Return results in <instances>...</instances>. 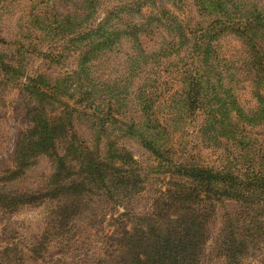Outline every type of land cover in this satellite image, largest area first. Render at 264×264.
Listing matches in <instances>:
<instances>
[{
	"label": "rangeland",
	"instance_id": "rangeland-1",
	"mask_svg": "<svg viewBox=\"0 0 264 264\" xmlns=\"http://www.w3.org/2000/svg\"><path fill=\"white\" fill-rule=\"evenodd\" d=\"M147 1L140 15L119 8L123 2L133 4L134 0H97L95 10L85 0H0V35L7 41L0 45V51L13 64H22L29 76L42 74L55 80L79 68L83 45L69 39L68 16L89 15L91 24L109 16L123 30L141 26L138 40L123 35L112 48L97 53L88 63L84 90L89 94L76 118H111L104 139H117L127 148L142 168L145 180L143 191L122 207L98 201L96 193L91 195L67 231L53 227L56 201L28 204L14 211L0 204V264H101L110 236L122 221H129L121 213L150 210L169 178L138 137L122 135L132 123L142 128L145 120L152 118L159 130L162 126L158 146L173 160L172 164L218 169L235 165L239 153L255 159L264 156V114L260 111L252 116L260 106L257 92L264 93V74L254 66L253 43L218 27L209 62L201 63L192 44L195 36L212 23L207 11H200L197 0ZM252 1L256 3L250 6L257 4L262 17V27L258 24L262 49L257 51L256 60L264 62V0ZM241 2L247 7L249 0ZM163 6L175 19L160 13ZM87 24L84 22V26ZM75 29L82 28L77 24ZM257 81L261 89L253 83ZM191 83L204 90L200 101H189ZM16 86L10 81L0 89V190L11 193L47 187L53 171L51 162L42 155L19 179H7L17 134L23 127L21 118H26V97ZM215 93L227 107L232 98L237 99L246 115L239 117L232 112L223 118L219 112L218 118H211L210 104L219 108ZM49 108L58 110L60 105L53 103ZM77 129L84 138L93 140L92 131L83 122H77ZM231 129L238 139L228 137ZM237 141L244 142L247 149L236 146ZM241 209L234 202L218 203L203 264H225L221 248L224 221L228 214ZM261 222L264 227V218ZM48 243L49 255L44 251ZM33 247H37L36 255L30 256ZM37 255L45 257L34 260ZM241 264H264L263 229L258 230Z\"/></svg>",
	"mask_w": 264,
	"mask_h": 264
},
{
	"label": "trees",
	"instance_id": "trees-1",
	"mask_svg": "<svg viewBox=\"0 0 264 264\" xmlns=\"http://www.w3.org/2000/svg\"><path fill=\"white\" fill-rule=\"evenodd\" d=\"M197 1L200 11H207L212 20L195 36L192 44L193 50L200 55L201 63L208 64L216 39L215 30L224 27L220 31H230L247 43H253L254 66L258 73L264 74V68L259 69L264 62L256 60L257 51L262 49L258 43V24L262 27V17L257 4L250 6L256 2L249 0L245 7L242 0ZM85 2L89 8L96 9L97 0ZM147 2H123L119 8L125 13L142 15ZM160 13L175 19L165 6ZM66 19L71 27L69 39L79 42L83 48L79 54V68L65 76L51 80L42 74L26 75L22 64H13L0 51V89L11 81L26 97V118H21L23 127L17 134L7 179H19L27 169L37 164L42 155L53 166L47 187L13 193L0 190V204L14 211L28 204L56 201L52 211L53 227L61 231L72 226L91 195L96 193L98 201L122 207L126 200L145 188L142 168L134 155L120 146L117 139H104L108 136L111 118H76L89 94L84 90L88 63L97 53L112 48L123 35L138 40L141 26H133V31L123 30L115 26L109 16L97 24L88 22L89 15L68 16ZM84 22L88 24L84 26ZM77 24L81 30L75 29ZM6 42L0 35V45ZM253 83L261 87V82ZM189 88V101H200L204 90L194 83ZM78 93L83 96L78 97ZM215 95L219 108L210 104L211 118H218L219 112L223 118L232 112L239 117L246 115L237 99L232 98L227 107L221 103L219 94ZM256 95L260 106L252 116L260 114V111L264 114V93L259 90ZM53 103L59 104L60 108L50 109L49 105ZM77 122H83L92 131L91 142L79 133ZM155 123L149 118L142 128L132 123L121 133L138 137L159 160L162 171L169 173V178L154 198L150 210L142 214H131L127 210L121 213L129 221H122L118 231L110 236L109 248H105L101 264H203L217 205L226 201L234 202L242 209L228 214L224 221L223 257L225 264H241L258 230H264L261 222L264 218V156L255 159L239 153L235 165L226 164L218 169L190 163L172 164L173 160L158 146L162 141L163 128L161 126L159 130ZM222 127L225 129L226 126ZM228 133L231 139L239 137L232 129ZM245 145L244 142H236V146L244 150L247 149ZM49 245H44L47 255L50 254ZM35 248L29 249L30 256L31 253L36 255ZM44 257L37 255L33 259Z\"/></svg>",
	"mask_w": 264,
	"mask_h": 264
}]
</instances>
